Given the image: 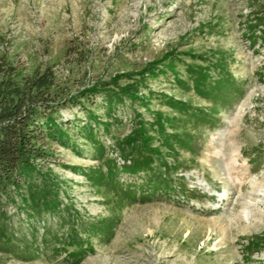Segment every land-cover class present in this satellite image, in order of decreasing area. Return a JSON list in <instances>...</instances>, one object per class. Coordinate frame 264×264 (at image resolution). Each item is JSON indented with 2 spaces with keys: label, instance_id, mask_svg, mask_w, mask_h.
I'll use <instances>...</instances> for the list:
<instances>
[{
  "label": "rangeland",
  "instance_id": "obj_1",
  "mask_svg": "<svg viewBox=\"0 0 264 264\" xmlns=\"http://www.w3.org/2000/svg\"><path fill=\"white\" fill-rule=\"evenodd\" d=\"M257 12H264V0H0V79L11 69L20 78L50 67L56 87L74 96L99 82L117 94L143 81L140 100L125 95L109 103L98 93L85 105L60 109L70 137L48 143L51 154L33 161L30 172L45 180L59 210L33 220L9 205L14 237L27 238L28 246L0 249V264H264V39L257 30L252 43L247 24ZM171 58L181 59L178 72L187 80L186 65L210 66L219 75L220 60L226 67L220 74L231 73L237 91L210 101L172 71L137 76L149 66L165 69ZM171 99L191 104L188 115ZM206 108L215 113L213 127L191 115ZM155 113L172 139L181 128L184 148L180 141L164 146ZM138 116L169 165L156 164L155 175L173 188L132 200L121 189L151 174L120 173L115 187L88 175L108 159L126 162L122 139ZM87 125L106 145L103 158L87 141ZM47 225L65 226L61 243L44 239ZM71 229L82 246L66 239ZM251 241L263 245L252 249Z\"/></svg>",
  "mask_w": 264,
  "mask_h": 264
},
{
  "label": "trees",
  "instance_id": "obj_2",
  "mask_svg": "<svg viewBox=\"0 0 264 264\" xmlns=\"http://www.w3.org/2000/svg\"><path fill=\"white\" fill-rule=\"evenodd\" d=\"M247 24L250 38L253 39L252 43H255L259 37L256 33L257 30L261 33L260 37L264 39V12H257L253 19L248 20ZM258 27L261 28L257 29ZM180 61L181 59L171 58L169 60L170 64L165 69L155 72L156 69H151L149 66L137 76L144 77V73L150 71L153 76L172 71L178 81L187 85L188 88L192 86L199 94L210 101L214 99L224 101L237 91L236 87L233 89L234 80L231 73L220 74L221 70L226 71V67L220 60L215 62V69L219 71V75H212L213 67L210 66L186 65L191 80H187L178 72ZM138 82L137 80L131 84L120 86L117 94L109 87L100 88L102 82H99L89 89L81 90L74 96L63 94L56 87L55 73L50 67L43 71L37 70L20 78L13 73L12 69L7 73H3L0 79V249L22 252L25 246H28L27 238L14 237V223L8 211L9 205L20 207L33 220L43 218L59 210V205L55 202V197L52 194L53 191L48 190L45 180L42 178L36 180L34 174L30 175V172H36L33 168V161L44 160L51 154L47 149L48 143L65 144V138L70 137L69 125L71 122L58 121L60 109L71 106L73 102L85 105L86 102H91L90 99L96 97L98 93H103L109 103H113L118 98L123 99L125 95L130 97L132 101L140 100L141 97L137 94V87L143 81ZM169 102L171 107L180 113H186V115L192 109L191 104H183L175 99H171ZM88 112L90 116H94L89 109ZM193 112L191 115L197 117L198 121L211 124L212 127L216 124L213 110L206 108L199 112ZM154 117L155 124L153 126H157L155 132L161 134L164 146L167 149H174V141H180L183 144V146L180 144V147L184 148L187 143L180 138L179 129L181 128L173 129L171 134H174V138L172 139L171 136L173 135L165 133L167 129L166 119L160 113H155ZM137 119L135 121L136 127H133L131 132L122 139L125 144L120 150L126 162L118 166L114 161L108 159L104 166L88 175L103 186L115 187L121 183L117 178L120 173L137 174L138 172H146L151 174L149 179L144 181V184H129L121 189L125 198L132 200L138 197L148 199L158 191L166 194L173 188L166 179L161 183L163 178L161 176L156 177V164L160 162L165 166L167 165L168 168L169 165L162 151L153 147L155 136L150 133L148 122L140 116ZM103 124L105 129L110 131L111 123L104 122ZM83 129H89L90 132L87 133L89 135L86 134L88 136L87 141L96 146L102 154L100 158H103V154L107 150L106 145L95 139L96 132L91 130L92 128L89 125ZM188 137L190 138L191 135ZM75 139L77 137H74ZM188 143L190 144L191 141H188ZM141 187V193L136 195V189ZM13 190L17 191L16 194L19 195V200H17V196L13 195ZM64 229H66L65 226L52 227L47 225L44 239L48 241V239L57 238L61 243L63 238L59 234ZM99 229L101 230L102 227ZM66 239L72 240L74 246H82L83 241L77 236L75 229H71L70 233H67ZM250 244V248L256 249L258 246L263 245V241H251Z\"/></svg>",
  "mask_w": 264,
  "mask_h": 264
}]
</instances>
